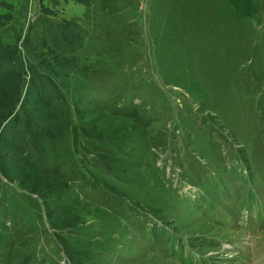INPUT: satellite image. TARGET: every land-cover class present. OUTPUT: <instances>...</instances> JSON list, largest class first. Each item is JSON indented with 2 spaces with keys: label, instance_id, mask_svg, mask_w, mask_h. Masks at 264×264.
<instances>
[{
  "label": "rangeland",
  "instance_id": "374dc122",
  "mask_svg": "<svg viewBox=\"0 0 264 264\" xmlns=\"http://www.w3.org/2000/svg\"><path fill=\"white\" fill-rule=\"evenodd\" d=\"M250 10L0 0V264H264V0Z\"/></svg>",
  "mask_w": 264,
  "mask_h": 264
},
{
  "label": "trees",
  "instance_id": "16d2710c",
  "mask_svg": "<svg viewBox=\"0 0 264 264\" xmlns=\"http://www.w3.org/2000/svg\"><path fill=\"white\" fill-rule=\"evenodd\" d=\"M77 29V24L75 22H63L62 24L59 25L57 31L60 32L61 38L64 40L65 43L67 42H71L73 40V37L76 35L77 31H75ZM52 31V30H51ZM52 35L55 37L56 34H54V32L52 31ZM27 38V36L25 35V38L23 40H25ZM2 58H4V62H12L14 63V59L15 56H13L12 54H8V53H3ZM19 65H23L25 67L30 68V70L33 72L34 70H36V66L32 65V63L30 62L29 59H27L26 61H23V63L19 62ZM34 74V73H33ZM16 83L11 82L10 84H8L5 88V92L6 94H8V97L13 98L11 101H13L14 99H18L17 97V90H15L16 87ZM14 100V101H16Z\"/></svg>",
  "mask_w": 264,
  "mask_h": 264
},
{
  "label": "crops",
  "instance_id": "0c3cea01",
  "mask_svg": "<svg viewBox=\"0 0 264 264\" xmlns=\"http://www.w3.org/2000/svg\"><path fill=\"white\" fill-rule=\"evenodd\" d=\"M230 3H233L236 5V9L239 10V12L243 16H248L250 13V4L254 2L255 0H229Z\"/></svg>",
  "mask_w": 264,
  "mask_h": 264
}]
</instances>
